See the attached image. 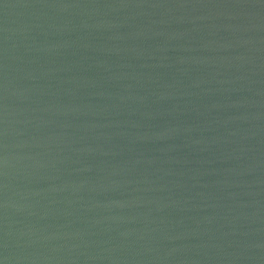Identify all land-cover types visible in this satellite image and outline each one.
Wrapping results in <instances>:
<instances>
[{"label": "water", "instance_id": "1", "mask_svg": "<svg viewBox=\"0 0 264 264\" xmlns=\"http://www.w3.org/2000/svg\"><path fill=\"white\" fill-rule=\"evenodd\" d=\"M3 264H264V0H0Z\"/></svg>", "mask_w": 264, "mask_h": 264}, {"label": "clouds", "instance_id": "2", "mask_svg": "<svg viewBox=\"0 0 264 264\" xmlns=\"http://www.w3.org/2000/svg\"><path fill=\"white\" fill-rule=\"evenodd\" d=\"M0 264H3V261H0Z\"/></svg>", "mask_w": 264, "mask_h": 264}]
</instances>
